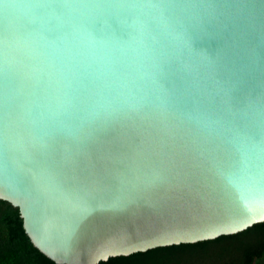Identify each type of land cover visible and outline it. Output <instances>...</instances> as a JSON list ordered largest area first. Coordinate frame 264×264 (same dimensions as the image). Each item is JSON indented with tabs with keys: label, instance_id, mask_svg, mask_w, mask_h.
I'll return each instance as SVG.
<instances>
[{
	"label": "water",
	"instance_id": "95a60500",
	"mask_svg": "<svg viewBox=\"0 0 264 264\" xmlns=\"http://www.w3.org/2000/svg\"><path fill=\"white\" fill-rule=\"evenodd\" d=\"M147 73L42 53L74 23ZM0 200L55 264H99L264 222V0H0Z\"/></svg>",
	"mask_w": 264,
	"mask_h": 264
},
{
	"label": "trees",
	"instance_id": "16d2710c",
	"mask_svg": "<svg viewBox=\"0 0 264 264\" xmlns=\"http://www.w3.org/2000/svg\"><path fill=\"white\" fill-rule=\"evenodd\" d=\"M0 264H55L32 246L18 210L1 200ZM99 264H264V222L234 235L156 248Z\"/></svg>",
	"mask_w": 264,
	"mask_h": 264
},
{
	"label": "clouds",
	"instance_id": "9594fccd",
	"mask_svg": "<svg viewBox=\"0 0 264 264\" xmlns=\"http://www.w3.org/2000/svg\"><path fill=\"white\" fill-rule=\"evenodd\" d=\"M128 29L126 37L114 35L95 36L82 23H74L57 40L45 43V56L49 67L71 66L83 63L106 65L109 67L133 68L145 73L154 66L157 57V42L151 37L145 21L134 18L125 21Z\"/></svg>",
	"mask_w": 264,
	"mask_h": 264
}]
</instances>
